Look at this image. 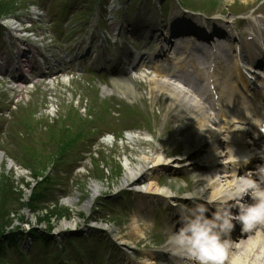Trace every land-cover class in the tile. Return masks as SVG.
Returning a JSON list of instances; mask_svg holds the SVG:
<instances>
[{
	"label": "rangeland",
	"instance_id": "obj_1",
	"mask_svg": "<svg viewBox=\"0 0 264 264\" xmlns=\"http://www.w3.org/2000/svg\"><path fill=\"white\" fill-rule=\"evenodd\" d=\"M43 1L47 2L42 3ZM92 1L0 0V18L9 17L25 22L36 18L32 13L38 9L43 16L36 22V25H42L38 29L40 32L38 33L37 29L36 31L38 35L46 38L44 44L37 45V48L40 49L39 53L42 56L50 54L53 63L56 59L68 63L67 67L60 68L63 71L62 74L49 80L45 79V82H38L40 87L36 86L35 88L30 85L27 89H16L8 83V78L3 79L0 76V157L2 158L0 199H3L0 202V212L8 211L14 220L13 226L4 234H0V257H3L4 260L0 264L8 263L6 257L11 264H25L24 259H20V255H17L14 250L17 245H21L29 255L41 258L37 254V248L34 249L35 246L31 245L32 235L29 238L25 235L20 239L14 238L18 237L17 234L27 233L33 225L39 229L36 231V235L39 233L44 235L45 231L54 233L55 239L65 244H67L66 239L73 236L79 237L88 234L94 241L104 238L106 242L100 243V248L104 252L105 258H101L98 264H128L133 262L134 258L132 256L134 245L130 238L125 244L129 249L124 247L126 251L123 252L113 243L114 241L106 239V233L98 234L96 229L90 227H92V223H97L99 228L112 230L117 238H128L127 235L132 231L133 217L137 210L141 214L143 213V218L146 219L147 236L153 237L152 241L155 239L159 245L161 237L166 235L167 226L172 223L173 215L176 213L174 209H165L158 200H150L145 197L138 200V197L133 194L134 198H123L120 202V206L124 207L123 221H120L115 211L117 208L115 203L120 201L119 196L121 195H117V192L122 189L127 166L132 164L134 167L148 157L152 158L156 150L161 154L166 153L170 156L169 158L182 157L195 144V140L192 141V146L185 144L194 130L180 109L175 108L169 112V101L162 94H157L152 90L153 86L150 83L154 79H158L151 71L153 57L160 50L158 40L154 39L153 42L142 40L137 44V46L139 45L137 53L143 57L141 58L143 60L135 66L137 67L135 72L129 73L128 76L136 84L137 93L133 100L111 92L106 93L108 87H113L114 72L112 74L105 72V68L111 66L110 63L105 66L99 64L96 62L94 54L111 50L109 53V61H111L118 56V54L112 56L113 51L129 48L130 45L124 39L125 31L119 37L117 36L118 28L124 26L125 22L134 21L139 11L148 10L151 11V15L156 14V7L161 6L163 9L174 11L180 9L179 5L183 4L186 9H200L204 11V14H208L209 4L214 2L216 4L214 13H223L224 16L227 15V18L230 13L235 12L237 6L242 11L247 7L248 11L249 9L251 11L260 9L264 12V1L262 0L248 3H244L243 0H232V2H227V0H103L100 5L96 4L91 9ZM126 11L129 12L127 21L124 17ZM171 18L173 17L170 16L169 19L162 21L157 14V20L160 23L168 22ZM194 19L200 25H204L203 21H199L195 17ZM231 21L234 22V20ZM9 45H12L9 32L2 28L0 29V54L8 59L10 56L6 55V51L9 52ZM91 46L93 48L90 51ZM12 51L14 52V49ZM132 51L136 52L135 49ZM87 52L91 53L83 57L82 54ZM11 55H13L12 52ZM65 55H67V59L62 60ZM74 55L77 59L80 58L82 63L84 62L81 67L79 64L75 66L72 63L75 59ZM14 57L15 55H13ZM180 59L178 57V63ZM80 60H75V62L80 63ZM180 67L181 65L178 64L174 71L180 70ZM199 67L203 69L201 64ZM95 68L98 72H93ZM194 70V68L188 67L190 73ZM211 71L204 70L203 74L208 77ZM38 73L40 72H36V74ZM217 74L219 72L215 71L213 75L216 77ZM219 77L222 79L221 74ZM197 86L200 89L201 85L197 83ZM194 99L199 100L196 96ZM106 110L109 115L106 114ZM74 111L82 118L91 114L93 119H96L97 112L105 111L103 113L105 116L102 117L108 119L105 121L108 124L105 125V129L100 122L95 125L98 133L94 134L99 138L94 134L86 136V146L82 148V151L96 153L93 155L94 157H89V154H85V157H83L84 154L78 156L77 151L75 154H66L64 156V159L68 161L66 166L57 163L56 165L61 168L56 169L51 158L57 153L56 149L62 139L56 137L54 144L51 145L50 134L54 129L58 131V128L70 125V118ZM214 112L213 110L210 114L212 115ZM90 125L92 126L89 123ZM71 127L75 129L72 125ZM120 129H140V131L134 133L135 137L129 136L133 133L126 134L119 141H115L111 135L100 139L104 133ZM94 140L96 143L93 142ZM35 149L41 150V156L34 152ZM32 157H35V160L41 159L40 161L47 159L44 161V165L40 166L41 171L47 167L46 175L53 176L50 183H47L49 191H45V186H41L40 189L41 192L45 191L46 194L49 193L53 196V201H59V204H56L57 208L51 209L50 212H53L51 215L46 214L45 211L35 215L29 213V208L25 207V202L34 193L30 188L35 186L29 166ZM78 157H83L85 161L78 160ZM11 161L15 163V166L10 165ZM98 164L102 166L99 167L100 170L105 168L101 176L96 175ZM108 168H112L111 171H107ZM158 179L163 190L169 192L171 196L179 195L180 198L182 195L183 197L189 195L187 192L189 185L186 181L190 183L189 180H191L194 183L192 175L189 176L182 170H173L170 167H166V170L159 174ZM197 179L204 180L200 176ZM9 184L13 185L14 191H16L11 190L15 193L14 199L18 201L13 203L14 205L9 204L10 201H6L8 195L14 194L10 192ZM93 184L100 185L101 192L89 207L86 204L92 198L91 186ZM191 186L193 188L194 184ZM66 200L73 201L75 205L66 203ZM53 201L48 205L51 206ZM187 203L179 205L177 212L183 213ZM65 223L70 224V227L59 232L58 229ZM80 232L81 234H79ZM110 237L112 238V236ZM93 248L94 246H91L89 249ZM116 248L121 250H116ZM140 248H142L141 252L145 250L143 248L153 253H159L162 250V247L151 243L143 244ZM47 249H51V247ZM51 251L48 252L51 253ZM41 252L45 253V251ZM67 255L66 253L64 258H67ZM45 258L47 259L45 264H58L63 257L55 259L48 255ZM84 262L92 264V260L89 259Z\"/></svg>",
	"mask_w": 264,
	"mask_h": 264
},
{
	"label": "bare ground",
	"instance_id": "obj_2",
	"mask_svg": "<svg viewBox=\"0 0 264 264\" xmlns=\"http://www.w3.org/2000/svg\"><path fill=\"white\" fill-rule=\"evenodd\" d=\"M254 0H243L244 3H248ZM227 2H232V0H227ZM36 12V11H34ZM219 20L210 21V24L214 27L211 32L206 33L199 25H194L189 23L190 26H185L181 28V32L185 37H196L198 41H204L207 43L208 48L205 47L198 48L192 42L194 40H185L182 47L172 48V43L168 42L167 35L160 34L159 42L163 45L160 51H157L155 54V62L152 63V74L158 79H154L150 84L153 86V91L157 94H162L166 100L170 103L169 112L175 108L180 109L183 116H185L188 121H190L193 132L192 135L186 140L185 144H193L192 141L195 140V144L192 148L188 149L184 156L169 161L165 154L162 155L157 150L154 152L153 157H148L142 163L132 167V164L127 166V171L123 177L122 188H132L136 191L137 188L144 183L145 194L151 197L152 199L162 200L165 202L173 201L171 200V194L163 190L158 182V176L160 173L166 170V167L172 169L184 167L186 172H193L199 166L203 164L205 166L209 165L210 162H193L195 158H204V156H221L224 153L220 150L223 147L229 148V142L226 141L224 135L233 133L236 134L237 140H240L236 144L238 145L239 151L243 152V146L250 148L253 142L244 141L245 136L249 135L248 125H251L254 129L260 127V121H251L249 116L250 114H257L258 105L264 103V80L260 81L261 87L257 93H255L251 88V83L247 76L243 74L242 68L252 69L254 65H260V61L254 56L253 49L256 43H248L247 40L243 42H238L236 46L233 44L235 38L230 34V31L227 27L220 28L218 27ZM11 26H14V22H8ZM230 23H228L229 25ZM186 24H179L177 20L174 22L169 20L167 27L175 31L178 27H182ZM192 25V26H191ZM132 27L130 33L137 34L139 36L149 35L150 33L159 32L157 28L159 25L154 21H143L135 19L130 23ZM192 41V42H191ZM170 51L179 55H186V60L178 64L181 65V71H173L177 67V63L169 58ZM241 52V55L238 52ZM237 53L234 57L233 53ZM263 55L260 54V57ZM133 54L130 50H126L123 55L115 60L110 62L111 66H114L112 71L117 70L115 76L112 77V88L106 90V93H113L119 96H126L129 100H133L136 95V84L128 78V73L134 68V65L131 62ZM264 59V58H263ZM119 62V63H118ZM216 62L217 65H225L232 62L233 67L232 73L228 76H224L223 79H218L216 85L214 84V78L212 74L206 77L203 73L204 70L211 68L210 63ZM199 64L203 65V69L199 67ZM186 66H191L194 68V74L196 79L198 78V83L201 85V92L197 91V86L193 82V75L189 74ZM260 68H264L263 65ZM264 70V69H263ZM20 82V80H18ZM181 85L182 87L178 86ZM233 87L235 90L234 97H225L227 92L226 87ZM214 86V91L216 94L220 95L219 101L222 105H226V109H219V113L216 114V119L213 120L208 115L210 109H214V103L210 101L212 99L209 88ZM239 87H242L241 92H239ZM208 94V96L206 95ZM190 95V96H189ZM192 95H196L200 98L199 102L192 100ZM247 132V133H246ZM222 137V138H221ZM224 140V141H222ZM247 140V139H246ZM263 140V139H262ZM258 143V147H261V141ZM264 142V140H263ZM256 145V143H254ZM251 151V149H250ZM254 151L252 150L251 153ZM206 156V157H207ZM243 160L241 163H234L233 166H237L239 170L237 172H232L226 176L227 184L226 190L218 188L210 180L207 184H204L203 181H197L196 187L194 188V194L192 198L198 203H204L207 199L223 200L230 201L225 194V192L231 193V196L237 195L239 189H242L244 185L240 183L241 180H236V177L242 179L248 175V169L254 168L253 179L256 178L257 170L264 165V154L260 156L258 153L252 154L249 158L243 155ZM169 159V158H168ZM2 163V158L0 157V166ZM145 163H147L145 165ZM220 164V163H218ZM11 165V164H10ZM171 165V166H169ZM259 167V168H258ZM264 167V166H263ZM219 168V167H218ZM216 168V169H218ZM214 169V168H213ZM256 169V170H255ZM238 174V176H237ZM250 176V175H249ZM260 181L264 182V175H260ZM101 186L98 184H93L91 186L92 198L88 201L86 205L90 206L94 202L98 195L101 192ZM211 189V190H209ZM244 201H248L247 195H242ZM70 205H75L73 201L67 202ZM235 211V209H233ZM134 228L128 238H120L122 243L129 241V238L132 241V244L138 245L142 242L139 238L145 234L146 228L140 226L138 221H135ZM74 227V225L72 224ZM180 225L171 227L168 229V233H174L179 229ZM70 227V224H63L62 227L58 229L65 230ZM231 245L229 250L225 254L223 264H264V226L260 223L254 225L248 231L242 232L240 226L237 224L234 230L231 233ZM174 255L171 258L165 253L160 254V264H170L171 262L177 264L182 262L184 257L187 255L184 251L180 250L176 244L172 241L166 247ZM143 264H155L153 255L149 253H144Z\"/></svg>",
	"mask_w": 264,
	"mask_h": 264
},
{
	"label": "clouds",
	"instance_id": "obj_3",
	"mask_svg": "<svg viewBox=\"0 0 264 264\" xmlns=\"http://www.w3.org/2000/svg\"><path fill=\"white\" fill-rule=\"evenodd\" d=\"M260 175H264V167L257 170L255 179L245 176L240 181L248 201L239 196L230 201L209 198L181 213V226L169 237L170 241L196 264H223L236 225L244 232L264 223V182Z\"/></svg>",
	"mask_w": 264,
	"mask_h": 264
},
{
	"label": "trees",
	"instance_id": "obj_4",
	"mask_svg": "<svg viewBox=\"0 0 264 264\" xmlns=\"http://www.w3.org/2000/svg\"><path fill=\"white\" fill-rule=\"evenodd\" d=\"M55 155L56 156L62 155V151L59 150L57 153H55ZM29 166L32 168V170H33L32 172H34L33 173V177L36 179V181L39 178H44L45 177V174L41 171L42 169L40 168V166H41L40 162H37L34 159L32 162L29 163ZM43 170H46V168H43ZM50 180H51V178L46 177V178L43 179V181L38 182V184H37L38 186L35 188L33 196L31 197L30 201L28 203L25 202V207H28L32 212H36L37 209L38 210L40 209V208H37V207H38L39 203H41V201H43L42 197L44 195V193L40 192L41 186L47 187L46 185H47V183H50ZM9 186H10L9 189H10L11 193L16 192V191H14L15 187L13 185L9 184ZM11 190L14 191V192H12ZM14 198H15V193L11 194V195H8L6 201H10L9 204L14 205L13 203L18 202ZM1 200H3V199H0V202H1ZM50 211L51 210L48 211V209H47L46 214L47 213L49 215L53 214V212H50ZM0 221H2V223H0V234H2V233L4 234L5 231H7L9 228H11L13 226V224H14V220L11 218L10 214H8V211H6V212L1 211L0 212ZM2 237H3V235H2ZM1 262H4L2 257H0V263Z\"/></svg>",
	"mask_w": 264,
	"mask_h": 264
}]
</instances>
